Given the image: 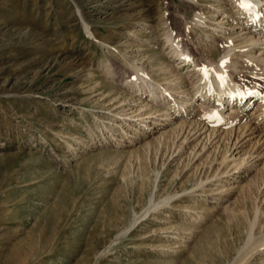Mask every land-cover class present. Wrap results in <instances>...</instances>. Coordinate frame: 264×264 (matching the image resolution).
<instances>
[{"label":"rangeland","instance_id":"1","mask_svg":"<svg viewBox=\"0 0 264 264\" xmlns=\"http://www.w3.org/2000/svg\"><path fill=\"white\" fill-rule=\"evenodd\" d=\"M224 1L0 0V264H264V174L219 195L229 163L178 154L174 135L130 143L108 106L135 102L122 82L141 62L175 79L165 26L221 54Z\"/></svg>","mask_w":264,"mask_h":264},{"label":"bare ground","instance_id":"2","mask_svg":"<svg viewBox=\"0 0 264 264\" xmlns=\"http://www.w3.org/2000/svg\"><path fill=\"white\" fill-rule=\"evenodd\" d=\"M223 4L230 8L218 7L217 14L224 18L209 28L226 40L222 41L226 44L221 54L200 59L183 44L174 28L165 26L159 35L163 36L160 52L169 59L168 69L175 72V79L166 77L164 67L159 70L163 79H155L142 69L141 62V67L135 66L133 79L122 82L127 91L138 96L135 102L120 100L119 94L111 97L108 106L120 102L118 108L124 118L120 114L119 120L134 130L130 143L143 139V135L150 136L152 131L164 140L174 135L180 142L178 154L190 149L189 154L197 159L213 157L220 160L219 165L229 163L223 172L227 180H220L227 184L220 185L218 191L225 196L238 189L253 188V178L249 177L264 174V0H229ZM85 29L93 35L88 24ZM226 35H234L241 43L236 44L233 37L227 39ZM237 54L246 57L242 63L246 61L250 66L247 71L241 68ZM120 125L116 126L122 129ZM108 129L110 137L117 135L114 133L118 130ZM68 147L79 149L70 143Z\"/></svg>","mask_w":264,"mask_h":264}]
</instances>
